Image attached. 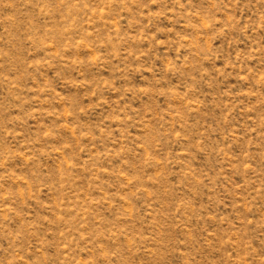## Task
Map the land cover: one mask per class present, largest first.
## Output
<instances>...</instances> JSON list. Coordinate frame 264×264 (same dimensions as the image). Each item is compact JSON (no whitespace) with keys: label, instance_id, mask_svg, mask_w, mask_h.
Here are the masks:
<instances>
[{"label":"rangeland","instance_id":"374dc122","mask_svg":"<svg viewBox=\"0 0 264 264\" xmlns=\"http://www.w3.org/2000/svg\"><path fill=\"white\" fill-rule=\"evenodd\" d=\"M0 264H264V0H0Z\"/></svg>","mask_w":264,"mask_h":264}]
</instances>
